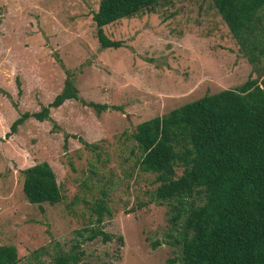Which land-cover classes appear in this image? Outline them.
Returning a JSON list of instances; mask_svg holds the SVG:
<instances>
[{
	"label": "rangeland",
	"instance_id": "1",
	"mask_svg": "<svg viewBox=\"0 0 264 264\" xmlns=\"http://www.w3.org/2000/svg\"><path fill=\"white\" fill-rule=\"evenodd\" d=\"M97 1L0 0V246L15 249V264H54L75 243V264L174 257L167 204L152 201L153 175L135 168L129 135L139 122L256 76L209 0L159 2L151 13L103 26L116 49H100L94 38ZM255 67L264 72V58ZM65 77L84 102L120 109L95 113L67 100L48 120L26 119L5 137L21 112L50 102ZM40 162L58 185L53 205L28 204L21 193L20 171ZM99 199L108 215L96 224ZM89 229L109 240L84 241Z\"/></svg>",
	"mask_w": 264,
	"mask_h": 264
},
{
	"label": "trees",
	"instance_id": "2",
	"mask_svg": "<svg viewBox=\"0 0 264 264\" xmlns=\"http://www.w3.org/2000/svg\"><path fill=\"white\" fill-rule=\"evenodd\" d=\"M168 1L98 0L90 15L98 47L120 46L103 34V26L151 13L159 2ZM209 2L256 76L137 123L129 135L136 150L134 166L153 175L151 199L167 204L169 228L176 232L177 253L165 264H264V72L255 67L264 58V0ZM15 85L19 95L17 80ZM67 100L95 113L120 109L84 102L71 79L65 77L50 102L36 111L21 112L5 137L26 119L48 120L49 110ZM77 140L89 151L97 148ZM175 169H180L178 175ZM20 176L21 193L28 204L53 205L60 200L54 174L45 162L22 169ZM92 211L96 224L103 214L108 215L100 199ZM97 236L109 240L100 229H89L83 240ZM77 246L75 243L68 253L56 256L54 264H75ZM15 261V249L0 246V264Z\"/></svg>",
	"mask_w": 264,
	"mask_h": 264
}]
</instances>
